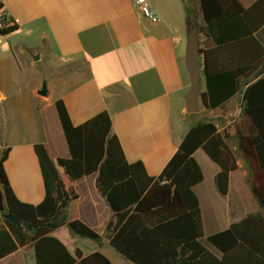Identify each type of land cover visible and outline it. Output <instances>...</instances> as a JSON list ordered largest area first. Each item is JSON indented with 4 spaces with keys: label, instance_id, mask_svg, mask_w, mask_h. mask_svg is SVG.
Instances as JSON below:
<instances>
[{
    "label": "crops",
    "instance_id": "crops-1",
    "mask_svg": "<svg viewBox=\"0 0 264 264\" xmlns=\"http://www.w3.org/2000/svg\"><path fill=\"white\" fill-rule=\"evenodd\" d=\"M158 20H149L135 0H0L1 10L19 29L0 34V158L10 153L5 169L17 197L39 204L45 185L35 145L43 143L52 158H71L56 108L66 105L72 123L81 125L103 111L112 119L129 162L142 161L150 176H159L177 152L186 133L200 120L211 119L222 131L240 116L242 95L219 108L188 113L185 97L190 88L186 67L188 2L149 0ZM256 0H239L247 8ZM197 25L202 20L195 3ZM201 41L207 38L200 33ZM264 44V26L257 32ZM209 45L211 41L207 40ZM203 81V90L205 81ZM43 84L48 95L38 91ZM189 121L188 128L183 124ZM239 169L230 174L223 195L217 183L220 167L203 149L194 156L204 180L194 186L200 200L206 236L225 230L246 214L258 211L246 184L237 140H228ZM240 172V174L238 173ZM98 173L79 178L78 194L67 210L68 221L79 220L100 235L84 249L67 226L53 232L74 253L100 251L112 262L129 261L107 237L114 211L97 188ZM258 204V203H257ZM87 240V239H85ZM0 264H36L34 245L20 248Z\"/></svg>",
    "mask_w": 264,
    "mask_h": 264
},
{
    "label": "trees",
    "instance_id": "trees-1",
    "mask_svg": "<svg viewBox=\"0 0 264 264\" xmlns=\"http://www.w3.org/2000/svg\"><path fill=\"white\" fill-rule=\"evenodd\" d=\"M199 11L204 23L198 25L199 33L212 42L201 41V107L214 110L241 94L240 116L222 131L211 119H200L154 177L142 161L127 160L108 111L76 126L64 102L56 101L71 158H52L43 143L35 145L45 185L41 203L23 202L15 194L5 169L10 148L0 158V260L33 244L36 264H113L100 251L85 256L77 248L72 253L53 234L67 226L78 236L100 239L82 221L67 218L70 203L78 197L76 181L98 173L97 188L114 211L107 237L133 263L264 264V44L257 37L264 26V0L247 8L239 0H199ZM195 18V10L188 7L190 28ZM18 29L12 16L0 20L1 35ZM228 140L238 141L239 158L249 166L246 184L260 209L206 236L194 191L204 173L194 153L203 149L220 167L218 188L227 195L230 174L239 169Z\"/></svg>",
    "mask_w": 264,
    "mask_h": 264
},
{
    "label": "water",
    "instance_id": "water-1",
    "mask_svg": "<svg viewBox=\"0 0 264 264\" xmlns=\"http://www.w3.org/2000/svg\"><path fill=\"white\" fill-rule=\"evenodd\" d=\"M201 41L198 25L194 24L190 29L187 37L186 46V67L190 76V88L185 97L186 110L188 113H198L201 110L200 107V94L203 90L202 81V61H201ZM42 96L48 95V87L43 84L42 88L38 91ZM7 218L16 223L22 225V221L15 218L13 215L8 214Z\"/></svg>",
    "mask_w": 264,
    "mask_h": 264
},
{
    "label": "rangeland",
    "instance_id": "rangeland-1",
    "mask_svg": "<svg viewBox=\"0 0 264 264\" xmlns=\"http://www.w3.org/2000/svg\"><path fill=\"white\" fill-rule=\"evenodd\" d=\"M199 0H186V2H188V5H189V8H194V6H195V3H197ZM195 17H196V15H195ZM196 19V18H195ZM197 22V21H196ZM199 22V25H203L204 23H203V20H200V21H198ZM202 38H204L203 37V34H202ZM200 41H201V36H200ZM197 115H199L200 116V119H203V118H205L206 116H205V114H204V112H201V114L199 113V114H197ZM189 124H190V122L189 121H187V122H185L184 124H183V127H184V129H186V128H188V126H189ZM246 165H247V163L244 161L243 162V169L244 168H246ZM239 174H240V172H238ZM255 205H256V207L258 208V204L255 202ZM81 239V244H82V246L84 247V249H88V248H90L89 247V242H87V241H91L92 239L91 238H80ZM85 239H87V240H85ZM114 260V262H115V264H131V262H125V261H121V262H119L118 261V259H113Z\"/></svg>",
    "mask_w": 264,
    "mask_h": 264
},
{
    "label": "built area",
    "instance_id": "built-area-1",
    "mask_svg": "<svg viewBox=\"0 0 264 264\" xmlns=\"http://www.w3.org/2000/svg\"><path fill=\"white\" fill-rule=\"evenodd\" d=\"M135 3L145 15V17H147L149 20H158V16L153 11L149 0H135ZM5 16L9 17V15L5 11L0 9V20L3 19Z\"/></svg>",
    "mask_w": 264,
    "mask_h": 264
}]
</instances>
